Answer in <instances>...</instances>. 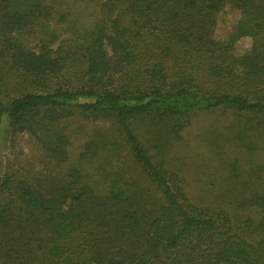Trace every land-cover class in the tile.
Here are the masks:
<instances>
[{
	"label": "trees",
	"instance_id": "1",
	"mask_svg": "<svg viewBox=\"0 0 264 264\" xmlns=\"http://www.w3.org/2000/svg\"><path fill=\"white\" fill-rule=\"evenodd\" d=\"M227 7L239 18L223 38ZM98 8L73 44L54 48L51 23H68L66 7L0 0V125L32 138L48 169L0 175V264H264V0ZM212 113L232 119L235 159L194 199L176 155ZM238 148L258 155L246 180Z\"/></svg>",
	"mask_w": 264,
	"mask_h": 264
},
{
	"label": "rangeland",
	"instance_id": "2",
	"mask_svg": "<svg viewBox=\"0 0 264 264\" xmlns=\"http://www.w3.org/2000/svg\"><path fill=\"white\" fill-rule=\"evenodd\" d=\"M43 1L48 4H55L59 11L63 10L62 7H66V10L70 11L68 13V23L66 24L60 23L58 18L61 14L54 12L53 17L59 22L56 23L54 21L55 28L54 24L51 23L52 31L56 33L57 38V41L53 44L55 48L66 43L69 45L73 44L71 40L76 39L78 34L76 31L83 28V20H96L99 11L98 5L105 0H65L67 4L62 3V5L60 2L57 4L56 0ZM238 18L239 11L233 7H227L220 15L217 35L225 38L233 34ZM25 38L28 44L30 43L31 46L35 45L36 40L34 37L30 36L27 38L25 36ZM66 39L68 42H66ZM238 45L240 49H248L252 45V39L244 37ZM231 121L232 119L229 116H223L219 113L199 115L186 131V141L181 144L180 151L176 156L179 165H186L185 177L191 184L189 190L194 199L208 196V192H201L202 187H206L209 190L210 183L212 184L218 175L224 174L233 166L235 153L231 152V146L226 143L228 134H231ZM83 124V120L80 118L76 121H71L69 124L72 131H74L72 133L74 135H71L76 145L80 144L85 137ZM88 125L95 132L99 128V124L93 125L90 123ZM0 133L1 177L24 179V177L31 178L38 176V174L45 175L48 172L45 166L47 161L40 149L34 144L32 138L28 135L13 136L9 132L8 121L5 118L0 125ZM236 151H239L238 156L241 162L240 167L236 166L237 171L242 175L243 180H246L248 172L251 171V166L255 165V158L258 155L261 157L260 162H264V151L256 152L258 155H251V151H246L245 148H238ZM228 156L231 160L225 162ZM258 169L254 168L252 173ZM216 184L218 183L216 182ZM3 204L4 201H0V206Z\"/></svg>",
	"mask_w": 264,
	"mask_h": 264
}]
</instances>
